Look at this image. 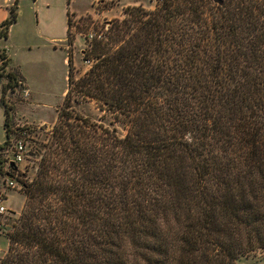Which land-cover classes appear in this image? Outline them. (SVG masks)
Segmentation results:
<instances>
[{
    "label": "trees",
    "instance_id": "16d2710c",
    "mask_svg": "<svg viewBox=\"0 0 264 264\" xmlns=\"http://www.w3.org/2000/svg\"><path fill=\"white\" fill-rule=\"evenodd\" d=\"M212 1L126 7L88 39L77 83L67 11L68 88L0 264H236L264 253V0ZM0 60L2 150L12 139L3 93L22 82L3 50ZM83 104L96 120L75 111Z\"/></svg>",
    "mask_w": 264,
    "mask_h": 264
},
{
    "label": "rangeland",
    "instance_id": "374dc122",
    "mask_svg": "<svg viewBox=\"0 0 264 264\" xmlns=\"http://www.w3.org/2000/svg\"><path fill=\"white\" fill-rule=\"evenodd\" d=\"M160 2L161 0H8L9 7L16 3L18 19L0 47L19 57L26 86L36 103H31L29 94L25 96L23 84L20 87L10 84L3 93L6 108L10 110L7 121L12 139L8 147L0 150V204L6 209V213L0 216V262L7 256L9 234L18 224L25 206L26 197L22 185L29 184L36 174L39 144L47 139L61 107L63 92L68 88L65 78L67 66L63 61L66 51L68 52L64 40L65 8L71 13L70 73L73 83H77L90 65L82 58V51L88 44V34L98 32L100 25L107 21L123 18L122 11L126 7L153 11ZM2 4L3 0H0V5ZM46 35L53 40H45ZM2 68L0 60V75ZM5 83L6 79L0 77V87ZM71 99H76L75 92H72ZM74 109L92 120L98 117V111L92 105H77ZM2 123L3 109L0 106V146L5 141ZM20 131H25L24 138L20 137ZM20 140H23L25 146L23 160L15 164L17 168L12 171L6 168L4 162L10 159L7 151ZM5 175L11 176L15 185L13 189L7 187L8 177ZM236 264H264V253L243 257Z\"/></svg>",
    "mask_w": 264,
    "mask_h": 264
},
{
    "label": "crops",
    "instance_id": "0c3cea01",
    "mask_svg": "<svg viewBox=\"0 0 264 264\" xmlns=\"http://www.w3.org/2000/svg\"><path fill=\"white\" fill-rule=\"evenodd\" d=\"M3 3L4 4L0 5V22L4 21L8 17V10L10 8L8 6V0H3ZM65 9H66V11H65V13H66V16H65L66 17V29H65V38H64V40L66 41L67 11H68V9L67 8H65ZM15 11H16V21L9 27L8 33H7V38H8V34H9L11 28L14 27L16 25V23H17L18 13H17V10H15ZM69 13H70V11H69ZM7 38L6 39H0V43L1 42H5L7 40ZM46 39H48V41H52L53 40V38H48V35L45 36V40ZM0 49L4 51V54L6 55V57L8 59L9 70L10 71H14L15 73H17V75H19L20 81L22 82V84L25 87L24 88L25 91H27V93L29 94L28 95L29 97L31 96V103L32 104L36 103V102H34L35 99L32 96V92L26 86V81H25V78H24V75H23V72H22L23 66H22V64H21V62L19 60V57L16 55V53H14V54H11L9 52L7 53V51L3 47H0ZM63 61L65 62L66 66H67V51H66L65 59ZM65 78H66V76H65ZM65 92H66V88H65V90L63 92V95L65 94ZM3 120H4V115H3ZM2 128H3V123H2ZM7 156H9V154Z\"/></svg>",
    "mask_w": 264,
    "mask_h": 264
},
{
    "label": "built area",
    "instance_id": "2783aa9c",
    "mask_svg": "<svg viewBox=\"0 0 264 264\" xmlns=\"http://www.w3.org/2000/svg\"><path fill=\"white\" fill-rule=\"evenodd\" d=\"M93 36V34H88V38L91 39ZM25 91V90H24ZM28 93L27 91H25V96H27ZM19 135L21 138L25 137V131H20ZM24 152H25V146H24V142L23 140H20L17 142V144H15L13 146V148L9 151V160L7 159L4 162V165L6 166V168H9L11 165L13 164H18L23 160V156H24ZM8 177L7 180V187L10 189L14 188V183L12 181L11 176L5 175ZM6 213V209L3 205L0 204V216ZM0 227H1V223H0ZM1 251V250H0Z\"/></svg>",
    "mask_w": 264,
    "mask_h": 264
},
{
    "label": "water",
    "instance_id": "95a60500",
    "mask_svg": "<svg viewBox=\"0 0 264 264\" xmlns=\"http://www.w3.org/2000/svg\"><path fill=\"white\" fill-rule=\"evenodd\" d=\"M216 4H221V0H213Z\"/></svg>",
    "mask_w": 264,
    "mask_h": 264
}]
</instances>
